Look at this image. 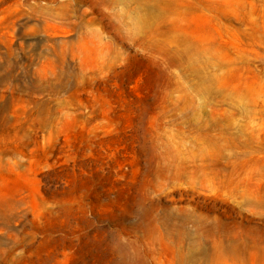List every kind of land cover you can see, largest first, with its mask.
<instances>
[{
  "label": "rangeland",
  "instance_id": "obj_1",
  "mask_svg": "<svg viewBox=\"0 0 264 264\" xmlns=\"http://www.w3.org/2000/svg\"><path fill=\"white\" fill-rule=\"evenodd\" d=\"M0 264H264V0H0Z\"/></svg>",
  "mask_w": 264,
  "mask_h": 264
}]
</instances>
